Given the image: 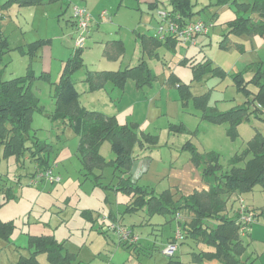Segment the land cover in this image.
<instances>
[{
	"label": "rangeland",
	"instance_id": "374dc122",
	"mask_svg": "<svg viewBox=\"0 0 264 264\" xmlns=\"http://www.w3.org/2000/svg\"><path fill=\"white\" fill-rule=\"evenodd\" d=\"M191 1L195 3L194 17L210 23L208 31L206 34H198L195 44L179 41L174 49L164 42L155 44L152 38L151 46H143V38L147 40L154 32L158 9L149 11L139 0H54L40 6H22V10L18 8L21 5L16 0L6 2L2 14L8 22L1 20V23L2 33L10 49L2 53L0 58V79L26 73L35 77L46 71L50 80L33 79L31 90L42 109L32 115L30 133L34 137L25 142L23 153L19 156L6 154L0 149V200L2 202L4 197L2 193L11 196L0 205V220L15 225L8 239L0 238V264H11L20 255H31L33 247L28 246V235L42 233L53 234L58 242L63 243L65 250L73 253L76 260L84 264H164L168 258L162 252L165 245L164 232L172 231L176 222L172 219L170 224H162L171 214L149 217L145 210L124 214L122 223L131 226L140 238L138 247L134 249L133 246L125 248L120 244L117 231L109 229L106 233L101 232L102 223L106 225L112 222L106 214L112 210L120 216L129 201V195L113 189L118 175L111 166L95 170V174L100 173L102 176L100 184L96 183L94 175L84 174L77 152L78 136L68 118L55 113L54 87L64 62L75 47L74 21L70 15L73 5L85 6L91 16L98 20V24L90 21L94 29L90 32L88 30L86 34L81 51L83 65L71 75L79 93V105L105 115L115 114L119 124H128L139 135L141 132L157 134L158 145L153 148L151 156L160 168L162 161L169 160L167 168L173 164L194 170L189 160V151H182L181 148L186 141L193 143L202 153L209 150L218 152L219 162L225 168L228 159L243 149L255 128L264 135V112H260L259 118L252 115L249 121L238 124V136L232 139L222 131L229 125L228 122L216 125L201 120V112L194 109L191 101L186 107L180 103L170 106L171 112L159 116L147 111L146 107L154 102L165 109L168 92L171 96L177 94L173 82L176 85L182 84L193 96H208L209 105H215L220 110L230 109L245 99V95L237 91L230 76L221 78L210 75L211 64H219L226 70L233 65L235 56L218 47L222 40H226L225 43L229 40L237 41L250 47L244 38L237 35L231 34L229 39L225 37L227 28L224 21L235 16L237 5L232 1L227 6L214 5L216 0ZM208 4L210 6L205 7ZM222 7L226 10L223 9L210 19ZM103 11L104 17H100ZM252 13L255 12H247ZM238 14L245 13L241 11ZM13 23L18 25L15 29L12 28ZM142 28L144 31H141ZM40 38L49 39H44L48 41L29 55L26 52L27 43ZM202 38L205 42H200ZM262 38L257 35L255 42L260 43ZM114 40L122 41L120 49L113 45V55L103 52L106 44ZM17 45H24V49L21 51ZM257 53L264 59V49ZM205 61L210 63L202 65ZM141 63L154 74L151 84L128 76L122 88L111 79H105L102 86L92 89L86 79L88 72L122 70L129 66L138 67ZM193 67L197 68L196 75L192 71ZM244 75L247 77L249 74L244 72ZM248 87L257 90L253 83H249ZM158 93L161 98L155 100ZM252 107L255 108L254 104ZM169 123H183L188 130L172 132L168 130ZM196 125L200 127L194 131ZM33 141L48 143L46 164L60 178V182L42 180L38 184L29 183V174L37 168V160L30 157L31 150L25 147L33 146ZM99 151L106 159L114 157L109 140L103 141ZM138 151L144 153L145 150L136 146L134 155H138ZM140 182L143 184L144 180ZM150 185L160 188L162 183ZM257 188V191L243 193L242 196L245 199L249 196L251 198L261 190L260 186ZM236 199L235 195L230 199L234 208L238 205ZM189 250L187 244L178 245L174 256L177 255L184 264H197L189 261L186 253ZM37 258L41 264H50L44 252L37 254Z\"/></svg>",
	"mask_w": 264,
	"mask_h": 264
},
{
	"label": "trees",
	"instance_id": "16d2710c",
	"mask_svg": "<svg viewBox=\"0 0 264 264\" xmlns=\"http://www.w3.org/2000/svg\"><path fill=\"white\" fill-rule=\"evenodd\" d=\"M23 4H39L43 1L54 0H21ZM230 1L237 5V16L226 22L227 33L233 35H254L264 33V0H253V2H239L238 0H217L215 4H228ZM158 0L148 4L150 9L167 11L174 20L187 22L194 15L193 4L191 0H168V5L163 4V8L158 7ZM206 7H208L206 5ZM0 9L2 5L0 4ZM249 10L258 14L254 19L248 14H238V12L247 13ZM1 16V12H0ZM140 34V33H138ZM144 36V34H141ZM151 38L155 44L165 43L173 48L176 42H179L173 36L160 40L152 34L147 40H142L143 46H151ZM48 40H37L27 44L26 52L29 55L35 53L40 45ZM222 40L219 46L228 48V42ZM105 47L104 52L113 55L111 49L114 46L121 47V40H114ZM10 49L7 39L0 29V58L2 53ZM82 49H74L71 55L66 59L56 86L54 87V97L56 112L61 116L67 117L74 133L78 136V157L81 161L82 171L85 175H94L96 183H101L100 173L95 174V170H104L111 166L117 171V183L113 187L117 191H122L130 196L121 212L131 214L145 210L149 217L153 215L171 214L164 220L165 223H171L174 219L175 228L171 235L165 238V245L174 241L175 231L178 229L182 238L177 241L178 245L187 244L190 248L186 253L189 255V261L197 264H242L241 258L246 251L247 245L243 241L242 234L247 235V228L255 220V216L263 215L264 208L260 213H255L252 208L242 198V194L253 189L254 186H260L264 190V135L258 129L249 140L246 141L243 149L228 159L227 167H223L219 162L220 155L217 152L209 151L199 152L196 147L187 141L183 148L189 151L192 163L201 167L202 178L207 185L206 188L194 189L188 194H183L177 190L166 188L162 191H156L151 186L140 185L137 182L130 181L129 171L134 160V148L153 149L158 145V135L149 132H141L139 135L134 128L128 124H119L113 115H105L96 110H87L79 104V93L75 83L71 78L72 73L83 65L81 58ZM210 62H203L206 65ZM255 65L256 69L250 78H244L245 70ZM204 67V66H201ZM196 75L197 68H192ZM210 75L224 78L227 73L219 67L210 66ZM128 76L141 79L146 84L154 78L149 68L143 63L138 67L129 66L122 70H103L101 73L88 72L86 79L90 82L91 88H98L103 85L105 79H111L115 85L123 87ZM48 73H41L33 76L29 73L12 77L9 79H0V149L6 154H22L24 144L28 139L34 137L30 133V122L34 112L40 111L38 98L31 90L33 79L40 78L49 81ZM234 81L237 91L245 95L241 104L235 105L225 111H219L216 108L208 106V96H193L192 92L185 90L182 84H178V99L183 107H186L191 99L192 105L202 111L201 118L212 123L228 122L226 130L227 135L234 139L238 136L236 126L244 121H249L252 115L259 118L260 112L255 103L264 105V73L258 64H249L243 70L230 75ZM55 82V81H54ZM176 83V82H174ZM253 83L257 90H251L248 85ZM139 85V83H138ZM254 104L255 108L252 107ZM259 111V112H258ZM168 130L172 132H183L187 129L181 124H169ZM109 140L114 157L106 159L99 151L103 141ZM33 146L25 147L31 150L30 157L37 160V168L29 174V178L38 170H46L49 166L46 164V154L48 153V143L33 141ZM47 152V153H46ZM46 153V154H45ZM3 202L11 197L8 193H2ZM237 197L238 205L233 207L230 202L231 196ZM242 199V201H240ZM244 207V215L250 216L251 221L246 225L242 220L240 213L241 206ZM87 214L89 212H86ZM113 213H108V218ZM205 220H213L216 226L211 228ZM104 222V221H103ZM103 224V223H102ZM102 233L107 230L124 228L129 232L128 238L122 239L119 236L120 244L125 248L133 249L137 247L140 241L138 232L131 226H125L121 221L112 220L111 223L102 225ZM113 224L114 227H110ZM246 228L242 232L241 225ZM12 222L0 220V237L7 239L14 226ZM119 235V233H118ZM137 236V239L130 241ZM29 246L34 251L29 256H21L16 264H40L36 254L40 252L47 253V259L51 264H82L76 260L73 253L63 248V243L58 242L51 234L33 235L29 237ZM176 251V250H175ZM166 264H184L174 253L167 258Z\"/></svg>",
	"mask_w": 264,
	"mask_h": 264
},
{
	"label": "crops",
	"instance_id": "0c3cea01",
	"mask_svg": "<svg viewBox=\"0 0 264 264\" xmlns=\"http://www.w3.org/2000/svg\"><path fill=\"white\" fill-rule=\"evenodd\" d=\"M8 1L9 0H7L5 2H1L0 1V4L2 5V9H0V12H1V16H0V29H1V32H3V25L1 23V20L2 21H7V19H4L2 11L6 7V5H7L6 2H8ZM139 1H140V3H144L146 8L149 11H153V9L148 8V4L151 3V2H154L155 0H139ZM216 1H215V3H216ZM16 2L19 5H21V6H18V8L20 10H22L23 9L22 6H31V5L40 6V4L49 3V2H52V1H43V2H41L39 4H23L21 0H16ZM158 2H159L158 7H160V8H163V4L164 3L166 5H168V0H158ZM191 3L193 4V6L195 5V3H193L192 1H191ZM215 3H214V5H217ZM218 5H220V4H218ZM207 6L209 7L210 4H208ZM220 6H227V5L223 4V5H220ZM223 9L226 10L225 7H222L221 9H219L218 12H214V14H212L210 19H213ZM192 10H193L194 15H195L194 9H192ZM235 12L236 13H235L234 17L229 18L226 21H224V25L225 26H226V22L227 21H229V20H231V19H233V18H235L237 16V11L235 10ZM194 15L192 16V19H196L194 17ZM243 15L247 16L248 14L245 13ZM251 16L254 19L258 18V14L257 13H253ZM92 20H93V22H92ZM92 20H91V23H97L98 24L97 18L92 17ZM17 26H18L17 23H13L12 28L15 29ZM74 28H75V26H74ZM93 29H94L93 25L90 24L89 32L92 31ZM141 31H144V29L142 28ZM152 33H153V31H152ZM229 35H231V34H229ZM229 35L227 36L226 39H229V37H230ZM257 35L263 37L262 38L263 40L260 43L255 42V41H257L255 39V37ZM237 36L240 37V38H244V41L248 42L250 47L242 45V44H240L237 41H230V40L228 41V44H229L228 48H222V47H220L218 45V47L220 49L232 53L235 56V58L233 60V65L231 66V68H229L227 70L224 67H222L221 65H219V64H216L214 66L219 67L222 70H224L227 73L226 76H230L232 73H236V72H239V71L243 70L249 64H258L263 70L264 59L262 57H260V55L257 52L261 53L263 51V49H264L263 48L264 47V33L263 34H254V35L242 34V35H237ZM70 37H72V34L70 35ZM43 39H49V38H40V40H43ZM196 40L198 41L197 38H196ZM34 41H37V40H34ZM34 41H31V42H34ZM203 41L205 42L204 38L200 39V42H203ZM31 42H28L27 44H29ZM110 42H108L106 44V47L108 45H110L109 44ZM23 46L24 45H17L16 47H20V49L22 51L24 49ZM253 49L256 52H254ZM73 51H74V48L71 50L70 55H71V53ZM213 64H214V62H213ZM255 67L256 66L253 65L251 68L245 70L246 74H249V75H247V77H245V75H244V78L246 80H250V78L252 77V75H253V73H254V71L256 69ZM45 72H43V73H45ZM173 85H175V87L178 86L174 82H173ZM177 94H178V90H177ZM177 94L174 95V96H171V93L168 92V97H167L168 100L165 103L166 104L165 105V109L160 107V105L155 104V102H154V103H150V105L146 107L147 111H149V114H154L155 116H159V115H162L163 113L167 114L168 112H171L170 106H173V105L175 106L176 104H179V103H180L179 105H181V102L178 99V95ZM160 98H161L160 93L156 94L155 100L156 99L160 100ZM153 100H154V98L152 97V101L151 102H153ZM189 101H191V99ZM158 104H159V102H158ZM255 105L264 112V105L261 106L260 104H257V102L255 103ZM208 106L216 108L219 111H225V110H220L215 105L214 106H210L209 102H208ZM194 109L197 110V111H200L199 109H196L195 107H194ZM200 112H201V115H202V111H200ZM201 115H200V118H201ZM113 116L115 118H117L115 116V114ZM201 120H202V118H201ZM208 123H209V121H208ZM210 123H212V122H210ZM169 124H181L187 129V126L185 124H183V123H169ZM213 124L221 125V124H224V122H222V123H213ZM228 126L224 127L222 131H224L226 133V130H227ZM199 127H200V125H196L194 131H197L199 129ZM226 135H227V133H226ZM183 145L181 147L182 151L186 150L185 148H183ZM142 149L145 150L144 153H140L138 151L137 152L138 155H134V152H133L134 160L132 161V164H131V167H130V171H129L130 181L137 182L140 185H144V186H151L150 184H152V183H154V184L155 183L156 184H158V183L161 184L162 183V186L160 188H154L157 192L158 191H162V190H164L166 188H171L172 190H177V191H179V192H181L183 194H188V193L192 192L194 189H202V188H206L207 187V185L205 184V182H204V180L202 178L201 167H198V166L194 165L192 163L190 157H189V160L193 164L194 170H192V169L187 170L186 169L187 167H183L182 165H173V164H170L169 167L167 168L166 167L167 166L166 163H168L169 160L162 161V167L160 168L154 162V158L151 156L152 155V150H154V149H150V150H149V148H142ZM171 149H172V147H171ZM196 149L199 152H201V150H199L197 147H196ZM209 151L216 152L215 150H209ZM209 151H207V152H209ZM142 179L144 180L143 184H141V182H140ZM183 187H185L186 189H184ZM257 189H258L257 186H254L252 190L246 192L245 194H247V193L251 194L253 191H257ZM242 198L244 199L245 202L246 201L248 202V207L252 208L255 213H260L261 209L264 208V190L262 188H261V190L258 191V194L251 196V198H250V196L247 197L246 199L243 196H242ZM129 199H130V196H129ZM111 212H112V210H111ZM108 213L106 215H108ZM110 217H111L110 221H112L114 219V221L118 220V221L122 222V217L123 216H121V214H120V216L119 215L117 216L115 213H113V216L111 214ZM205 223H207V225H209L211 228L216 226V222L213 221V220H205ZM13 226L15 227V225H13ZM247 230H248V234L247 235H244V234L241 235L243 237V241L246 244H248L247 248H246V251H245V253L243 254V256L241 258L242 264H264V216L263 215L255 216V220L251 223V225L247 228ZM11 233H10V235H11ZM164 233H165V238H166V236L169 233H170L169 235L172 234L171 231L170 232H166L165 231ZM10 235H9V237H10ZM33 235H45V234L44 233H42V234H30V235H28V240H29V237L33 236ZM51 235H53V234H51ZM0 238H2V237H0ZM2 239H5V238H2ZM28 246H29V243H28ZM137 247H138V245H137ZM33 251H34V248H33L32 252ZM44 253H46V252H44ZM37 254H39V253H37ZM37 254H36V257H37ZM21 256H24V255H20L18 257V259L15 262L11 263V264H16ZM46 258H47V253H46ZM37 260H38V258H37ZM166 262L164 264H166ZM40 264H41V262H40ZM82 264H84V263H82Z\"/></svg>",
	"mask_w": 264,
	"mask_h": 264
},
{
	"label": "built area",
	"instance_id": "2783aa9c",
	"mask_svg": "<svg viewBox=\"0 0 264 264\" xmlns=\"http://www.w3.org/2000/svg\"><path fill=\"white\" fill-rule=\"evenodd\" d=\"M105 12L103 11L100 16L104 17ZM71 17L74 21L75 26V35L74 49H82L85 43L86 34L90 27L91 13L87 10L85 6L73 5L71 9ZM157 21L156 26L154 27V36L160 40L167 38L168 36H173L182 43H196V36L198 34H206L210 23L202 19H191L187 22L177 21L172 18V16L164 10H158L157 12ZM258 104V103H257ZM47 182H59L60 178L53 174V171L48 168L46 170H38L34 173L29 179L30 184H38L40 181ZM242 201V199L240 200ZM240 213L242 214V220L247 225L251 221L250 216H245L244 207L241 206ZM110 227H114L113 224H110ZM246 226L241 225L240 230L243 232ZM119 236L122 239L128 238L129 232L124 228H118ZM182 238L181 232L177 229L174 234V241L168 242L163 246L162 252L166 256L172 255L177 249V241ZM137 239V236L131 238L130 241Z\"/></svg>",
	"mask_w": 264,
	"mask_h": 264
}]
</instances>
